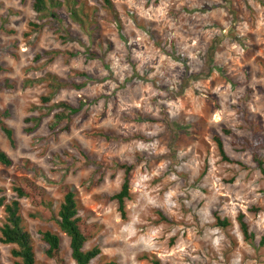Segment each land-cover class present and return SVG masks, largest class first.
<instances>
[{"label": "rangeland", "instance_id": "rangeland-1", "mask_svg": "<svg viewBox=\"0 0 264 264\" xmlns=\"http://www.w3.org/2000/svg\"><path fill=\"white\" fill-rule=\"evenodd\" d=\"M88 1L98 8L92 39L67 17L41 19L34 0H0V79L14 84L0 88V109L16 138L12 145L0 129V148L14 160L0 164L3 194L12 197L15 176L27 175L57 212L61 186H73L96 225L85 248L99 247V261L264 264V0H112L119 24ZM48 74L83 85L45 102ZM61 101L80 110L53 127L59 109L48 107ZM30 116L41 123L29 132ZM225 129L260 139L263 165ZM119 164L133 166L125 218L115 201L99 199L120 190ZM21 203L38 264H56L41 238L47 229L76 264L56 222ZM240 213L254 242L244 239ZM4 217L0 208V226ZM12 248L0 242V264L14 263Z\"/></svg>", "mask_w": 264, "mask_h": 264}, {"label": "trees", "instance_id": "trees-1", "mask_svg": "<svg viewBox=\"0 0 264 264\" xmlns=\"http://www.w3.org/2000/svg\"><path fill=\"white\" fill-rule=\"evenodd\" d=\"M99 7L106 10L112 15V18L119 24L120 18L115 4L112 0H96ZM34 10L39 14L41 19H47L48 22L54 20H66L69 18L73 23L89 35V38L94 37V33L98 29L97 7H92L88 0H34ZM35 26L41 28L42 24L34 23ZM95 56V54H93ZM0 70L3 67L0 65ZM74 74H78L75 72ZM41 81H47L50 87L51 94L44 98L48 102L53 98L55 93L67 86L80 87L72 80H64L55 74L41 78ZM32 80H26V83H31ZM13 88L14 84L9 78L0 79V88ZM58 108V112L54 114V124L56 127L65 120H69L72 115H75L80 110L79 108L61 101L54 103L48 107V112ZM6 112L0 109V129L6 135L12 145H15L14 129L5 121ZM27 123L32 126H27L26 131H33L41 123V117L30 116L26 118ZM226 134L231 136L233 140L239 144L249 143L252 148L253 159L259 166L263 165V158L260 152V139L250 140L248 138H240L229 129L224 130ZM220 152L226 157L223 141L220 137H216ZM250 141H252L250 143ZM0 164L6 167L13 166L14 160L10 155L0 148ZM120 165V164H119ZM124 169V181L119 191L113 194H105L99 197L104 202L115 201L118 205L123 218L127 216V200L131 198V173L132 165H120ZM12 190L14 195L10 198L3 194L4 189L0 187V208H3L5 213L4 221L0 226V242L11 244V255L14 258L13 264H38L35 252V246L31 232L27 228L26 220L22 214V199H28L35 207L40 208V212L32 214L33 217H41L46 220H54L61 232L69 238V247L71 257L76 264H118L115 259L99 261L101 249L97 246L86 249L85 245L95 235L96 225L89 222L88 217L81 214V204L78 199L77 190L70 185L64 184L61 186L63 199L59 205L58 211L52 207V202L47 200V191L40 186L32 178L27 175L15 176L13 180ZM219 225L227 227L230 225L228 218L216 216ZM240 230L244 239L248 242H254L255 232L251 230L250 224L244 213H240L237 217ZM41 238L45 243V252L48 258L54 260L56 264H68L62 247V236L59 232L47 229L40 232ZM264 243V237L261 240ZM154 264H162L159 259L152 258Z\"/></svg>", "mask_w": 264, "mask_h": 264}]
</instances>
